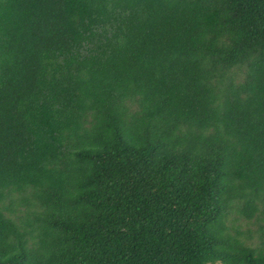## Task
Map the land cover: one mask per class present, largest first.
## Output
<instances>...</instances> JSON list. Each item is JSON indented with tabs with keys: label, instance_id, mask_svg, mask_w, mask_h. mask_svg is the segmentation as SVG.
Listing matches in <instances>:
<instances>
[{
	"label": "trees",
	"instance_id": "16d2710c",
	"mask_svg": "<svg viewBox=\"0 0 264 264\" xmlns=\"http://www.w3.org/2000/svg\"><path fill=\"white\" fill-rule=\"evenodd\" d=\"M230 212L264 218V0H0V264H264Z\"/></svg>",
	"mask_w": 264,
	"mask_h": 264
},
{
	"label": "rangeland",
	"instance_id": "374dc122",
	"mask_svg": "<svg viewBox=\"0 0 264 264\" xmlns=\"http://www.w3.org/2000/svg\"><path fill=\"white\" fill-rule=\"evenodd\" d=\"M235 74L238 76V72ZM17 209L19 213L24 212L23 205L17 206ZM226 226L229 229V234L245 246L254 251L264 248V218L260 219V216L257 215L251 220H245L234 212H230L226 218Z\"/></svg>",
	"mask_w": 264,
	"mask_h": 264
}]
</instances>
